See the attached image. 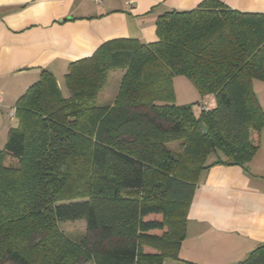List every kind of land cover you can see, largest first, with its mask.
<instances>
[{"label": "trees", "instance_id": "obj_1", "mask_svg": "<svg viewBox=\"0 0 264 264\" xmlns=\"http://www.w3.org/2000/svg\"><path fill=\"white\" fill-rule=\"evenodd\" d=\"M156 28L155 43L112 40L72 63L69 95L45 71L17 101L0 149V264L181 262L201 172L246 166L259 151L264 14L204 0ZM120 69L113 103L100 106ZM177 77L201 100L178 105ZM209 96L214 107L199 111ZM80 220L87 236L75 242L60 225ZM238 264H264V245Z\"/></svg>", "mask_w": 264, "mask_h": 264}, {"label": "crops", "instance_id": "obj_2", "mask_svg": "<svg viewBox=\"0 0 264 264\" xmlns=\"http://www.w3.org/2000/svg\"><path fill=\"white\" fill-rule=\"evenodd\" d=\"M203 1L138 0L131 8L125 0L101 6L92 0H0V149L18 125L11 109L43 72L52 73L67 96L65 76L72 63L112 40L155 43L161 16L195 10ZM218 1L239 12L264 14V0ZM209 97L203 101L212 109ZM263 245L264 129L259 151L246 166L215 165L199 175L177 262L238 264Z\"/></svg>", "mask_w": 264, "mask_h": 264}, {"label": "rangeland", "instance_id": "obj_3", "mask_svg": "<svg viewBox=\"0 0 264 264\" xmlns=\"http://www.w3.org/2000/svg\"><path fill=\"white\" fill-rule=\"evenodd\" d=\"M124 74V70H116L112 71L109 74V82L108 86L103 90L98 92L97 103L101 105H110L113 103V100L116 97L118 92V87L120 80ZM260 84L261 87L264 88V83L256 81ZM176 103L178 105H192L197 103L198 100V92L194 88V86L190 83V81L185 77H177L173 82ZM261 87L254 88V92L259 99L261 105L264 107V89ZM210 97H207L209 99ZM194 110L197 111V106H194ZM174 151H177V145L172 147ZM61 230L73 241L79 242L84 237L87 236L86 223L84 220L75 221V222H66L60 225ZM145 253H155L150 248L144 249ZM165 263V262H164ZM166 264H180L175 260L168 259Z\"/></svg>", "mask_w": 264, "mask_h": 264}, {"label": "built area", "instance_id": "obj_4", "mask_svg": "<svg viewBox=\"0 0 264 264\" xmlns=\"http://www.w3.org/2000/svg\"><path fill=\"white\" fill-rule=\"evenodd\" d=\"M106 1L108 0H92L93 3H95L96 5H103ZM138 0H125V3L127 4L128 7H134L135 6V3L137 2ZM3 105V97L0 93V106ZM203 110H209L207 106H204V107H200L199 108V111H203ZM11 117L12 118H16V108H12L11 109Z\"/></svg>", "mask_w": 264, "mask_h": 264}, {"label": "water", "instance_id": "obj_5", "mask_svg": "<svg viewBox=\"0 0 264 264\" xmlns=\"http://www.w3.org/2000/svg\"><path fill=\"white\" fill-rule=\"evenodd\" d=\"M203 130H204V133H206V132H207V130H206V128H205V126H203Z\"/></svg>", "mask_w": 264, "mask_h": 264}]
</instances>
